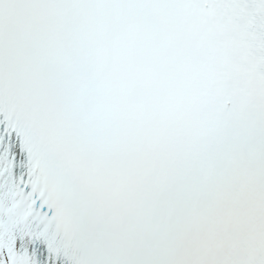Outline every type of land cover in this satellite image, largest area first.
Segmentation results:
<instances>
[{
    "label": "snow or ice",
    "instance_id": "snow-or-ice-1",
    "mask_svg": "<svg viewBox=\"0 0 264 264\" xmlns=\"http://www.w3.org/2000/svg\"><path fill=\"white\" fill-rule=\"evenodd\" d=\"M0 264H264V0H0Z\"/></svg>",
    "mask_w": 264,
    "mask_h": 264
}]
</instances>
